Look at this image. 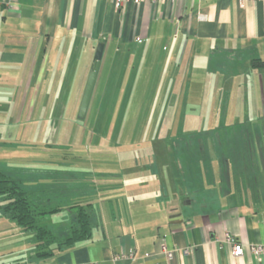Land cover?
<instances>
[{
	"label": "crops",
	"instance_id": "obj_1",
	"mask_svg": "<svg viewBox=\"0 0 264 264\" xmlns=\"http://www.w3.org/2000/svg\"><path fill=\"white\" fill-rule=\"evenodd\" d=\"M0 2V95L11 91L20 95L18 100L25 95L17 109H26L32 94H44L45 107L56 109L60 94L82 93L102 42L93 90L102 102L122 105L121 110L135 102L137 109L172 111L173 119L176 111L186 110L185 123L198 120L200 125L210 118L222 131L221 145L235 141L239 130L227 133L230 126L255 124L256 115L236 112L256 110L264 84V70L251 66L252 58L264 57V0H127L120 9L113 0ZM122 95L137 99L126 96L120 105ZM6 101L10 97H0V105ZM217 107L226 115L217 118ZM237 136L242 142L251 137ZM176 138L162 154L131 151L128 166L115 172L134 175L120 197L109 188L115 187L107 179L110 171L80 166V156L74 164L56 163L64 167L56 173L57 200L85 198L95 204L98 226L92 237L32 260V233L22 241L19 229L10 231L14 223L1 221L0 264H264V256L248 250L234 256L232 245L223 242L229 233L248 244H264V151L260 161H250L253 150L218 154L215 148L222 169L208 160L209 141L217 143L213 136H201L200 149L188 136L178 148ZM50 172L35 170L26 185H35L38 176L53 179ZM101 187L111 192L99 207L93 195ZM68 215L62 212L59 220ZM162 243L176 250L173 257ZM185 248L190 254L181 252ZM131 251L134 256L128 257Z\"/></svg>",
	"mask_w": 264,
	"mask_h": 264
},
{
	"label": "rangeland",
	"instance_id": "obj_2",
	"mask_svg": "<svg viewBox=\"0 0 264 264\" xmlns=\"http://www.w3.org/2000/svg\"><path fill=\"white\" fill-rule=\"evenodd\" d=\"M4 82H6L5 79ZM82 95L83 92L71 93L69 91L60 94L58 97L59 103L55 109L50 104H48L49 107H45L47 103L44 101V94H32L30 95L32 102L30 104L27 103L26 109L23 110L17 108L25 95H21L20 100H18L20 95H14L11 91L0 95V97L4 98L10 97V102L6 101L5 107L0 105V167L5 171H13L16 178L19 177L17 179L23 182L24 187L29 184L25 179L36 175L32 173L35 170L39 171L45 167L52 170L53 172L50 173H52L53 179H44L38 176L35 185H26L33 188V190H37L38 195L36 196H40L42 199L49 197L52 203L59 199V191L56 190L57 187H60L56 182L57 170L64 168L63 164L56 163L63 161L64 163L74 164L77 159L75 158L76 156H80L77 159V163L81 162L80 166L110 171L111 174L107 179L109 181L112 179V185L115 187L109 188L112 189L114 195L120 197L126 192L125 185L134 181V175L129 172V177H126L128 176L127 173L124 176H119L115 175V172L128 166L127 162H130L131 159L127 157L132 155L130 154L132 153L131 151H138L139 155H142V153L146 154L148 151H156L162 154L167 150L168 144H174L172 138L176 136L177 144L175 146L177 145L178 148H182L184 137L187 138L188 136L191 139L190 143L199 141V143H196V148H198V146L204 145V143H201V136H213L217 143H213L212 140L211 142L209 141L210 146L206 147L208 155H210L208 160L217 163L222 169L220 161L223 159L215 157V148H217L218 154L222 152V149L225 151L229 149L233 152L245 153L246 155L250 154L248 153L249 150H253L255 156L253 159L258 161H260L258 156L262 153L261 151H264V84L261 88V83L258 90L257 103L253 105L256 110L236 112V115L241 113L256 115L253 126L237 127L239 129L243 128L242 131L250 129L251 137L246 139L247 141L245 142L231 141L223 145H221L219 138L222 131L217 132L220 127L211 125L210 118H207L204 124L200 125L198 120H196V124L191 120L185 123L183 117L187 113L186 110L176 111L177 117L173 119L170 115L172 111L158 112L137 109L139 103L136 104L135 102L133 104L128 103L124 109H120L123 103L122 98L134 96L137 99V95H122L120 98L121 106L117 108L115 104L111 105L102 102L96 88L86 117L80 119L78 113ZM104 105H106L105 108ZM54 106L56 105L54 104ZM127 106L130 108H127ZM258 107L260 108L258 109ZM218 108L213 111L216 117L225 116L224 110ZM157 114H160L158 121ZM163 114H167V116L164 117L162 116ZM151 116L155 119L152 120ZM248 117L250 116L248 115ZM202 118H204V113ZM157 122L159 125L155 126L154 124ZM172 122L173 124L168 125V123ZM229 129L226 132L233 131L234 135L235 126H230ZM165 138H168L169 141L165 142ZM189 138L187 139L190 140ZM116 154L119 156L118 158ZM104 159H106L105 162L103 161ZM167 159L162 158V162L167 161ZM257 166L263 165L257 162ZM33 169L35 170L33 171ZM44 174L46 175V173ZM48 182L54 183L53 185H47ZM41 187L44 190H39ZM47 187L51 189L47 190ZM110 192L109 189L101 187L93 195L99 207L103 203L104 196H107ZM125 198H127L126 195ZM69 215L65 216V221L69 219ZM59 217L58 214H53L49 218V223L58 227V223L62 222ZM1 221L14 223L10 231L14 227L16 228L14 230L19 229L20 233H16V235L20 234L22 241L23 238L27 239L28 234L31 235L30 231L22 230L16 222L2 215L0 211ZM5 231L8 232L9 230L6 229ZM1 232H4V230ZM19 258L17 257V259Z\"/></svg>",
	"mask_w": 264,
	"mask_h": 264
},
{
	"label": "trees",
	"instance_id": "obj_3",
	"mask_svg": "<svg viewBox=\"0 0 264 264\" xmlns=\"http://www.w3.org/2000/svg\"><path fill=\"white\" fill-rule=\"evenodd\" d=\"M251 66L257 70H264V57L252 58ZM235 129L239 130L235 131V141H238L237 134H244V137L250 134V129L246 131H242L243 128ZM200 148L201 146H198V149ZM246 165L249 168L250 164ZM0 198L2 215L16 222L22 230L32 233L33 254L30 256L32 260L50 258L58 251L90 239L94 228L98 226V212L93 201L71 198L68 201L58 200L52 203L49 197L42 199L25 189L22 181L1 167ZM64 211L70 213L69 219L62 220L58 227L49 223V218L53 214L60 215Z\"/></svg>",
	"mask_w": 264,
	"mask_h": 264
},
{
	"label": "built area",
	"instance_id": "obj_4",
	"mask_svg": "<svg viewBox=\"0 0 264 264\" xmlns=\"http://www.w3.org/2000/svg\"><path fill=\"white\" fill-rule=\"evenodd\" d=\"M114 1V5L117 9H120V7H122V5L125 3V1L127 0H113ZM143 1L146 0H134L135 3H141ZM154 1H166V0H154ZM171 1H175V0H171ZM1 4V2H0ZM223 242L231 244L232 245V254L234 256H241L243 255V253L245 252V250H248L250 252H252L253 254H255L258 257H263L264 256V244L261 243H257V244H248L245 243L243 241L237 240L235 236L226 233L225 237L223 238ZM162 246L166 252V254L169 257H173L174 253L176 252V250H169L167 249L165 243H162ZM191 248H185L183 250H181L182 253L184 254H190L191 252ZM134 256V251H131L128 254V257H133Z\"/></svg>",
	"mask_w": 264,
	"mask_h": 264
},
{
	"label": "water",
	"instance_id": "obj_5",
	"mask_svg": "<svg viewBox=\"0 0 264 264\" xmlns=\"http://www.w3.org/2000/svg\"><path fill=\"white\" fill-rule=\"evenodd\" d=\"M103 51H104V43H98L96 47V52H95V61L96 63L92 65L91 70L89 72L86 85L83 91L81 103H80V108H79V113L78 116L80 119H84L87 115V111L90 105L91 97L93 94L94 86L97 80L98 76V71L100 68L101 64V59L103 56ZM173 217H176L177 215L174 214L172 215Z\"/></svg>",
	"mask_w": 264,
	"mask_h": 264
}]
</instances>
